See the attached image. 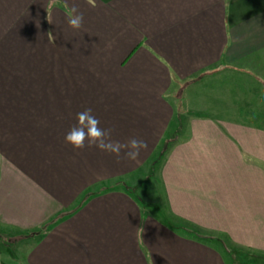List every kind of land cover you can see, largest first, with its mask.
<instances>
[{"label": "crops", "instance_id": "0c3cea01", "mask_svg": "<svg viewBox=\"0 0 264 264\" xmlns=\"http://www.w3.org/2000/svg\"><path fill=\"white\" fill-rule=\"evenodd\" d=\"M88 108L148 148L74 150ZM249 249L264 253V0H0V264Z\"/></svg>", "mask_w": 264, "mask_h": 264}, {"label": "clouds", "instance_id": "9594fccd", "mask_svg": "<svg viewBox=\"0 0 264 264\" xmlns=\"http://www.w3.org/2000/svg\"><path fill=\"white\" fill-rule=\"evenodd\" d=\"M83 14L73 6L68 16V25L73 29H80L83 25ZM48 22L51 21L48 19ZM51 38V33H48ZM77 123L65 135V142L74 150H83L86 147H95L102 152L114 155L117 159L123 157L136 161L141 151L148 148L146 141L138 138H130L126 142H120L112 138L113 130L100 127L99 119L88 108L76 114Z\"/></svg>", "mask_w": 264, "mask_h": 264}, {"label": "rangeland", "instance_id": "374dc122", "mask_svg": "<svg viewBox=\"0 0 264 264\" xmlns=\"http://www.w3.org/2000/svg\"><path fill=\"white\" fill-rule=\"evenodd\" d=\"M179 96H181V93L179 94ZM184 106L181 104L180 109L183 108ZM6 242H9V246L10 248H12V245H16V241L14 243H11L10 240L11 238H5ZM13 240V239H12ZM18 240V238L16 239ZM1 248L2 250L3 245L1 244ZM233 253V260L232 262H234V264H264V253L262 251H257V250H253V249H249V250H243V251H232ZM254 258H256V260L254 261Z\"/></svg>", "mask_w": 264, "mask_h": 264}]
</instances>
